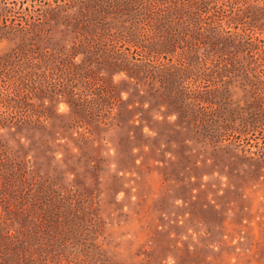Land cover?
<instances>
[{"label": "rangeland", "instance_id": "374dc122", "mask_svg": "<svg viewBox=\"0 0 264 264\" xmlns=\"http://www.w3.org/2000/svg\"><path fill=\"white\" fill-rule=\"evenodd\" d=\"M0 264H264V0H0Z\"/></svg>", "mask_w": 264, "mask_h": 264}]
</instances>
